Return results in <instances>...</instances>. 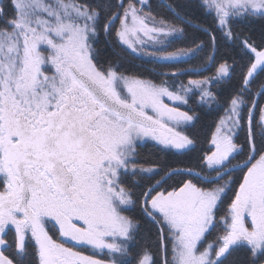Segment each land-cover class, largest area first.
Here are the masks:
<instances>
[{
  "label": "snow or ice",
  "instance_id": "snow-or-ice-1",
  "mask_svg": "<svg viewBox=\"0 0 264 264\" xmlns=\"http://www.w3.org/2000/svg\"><path fill=\"white\" fill-rule=\"evenodd\" d=\"M157 6L0 0V264H264V0Z\"/></svg>",
  "mask_w": 264,
  "mask_h": 264
},
{
  "label": "trees",
  "instance_id": "trees-1",
  "mask_svg": "<svg viewBox=\"0 0 264 264\" xmlns=\"http://www.w3.org/2000/svg\"><path fill=\"white\" fill-rule=\"evenodd\" d=\"M150 2L152 3V10H153L154 13H156L157 15H164L165 14L164 11H163V9H161L160 7L157 6L158 3H159V0H150ZM163 2L164 3H167V0H163ZM186 44H187V41H183V42H180V43L174 45V48H176V47H183ZM198 63H199V61L198 60H195V61L192 62V65H185V67H191L193 65H197ZM210 74L211 73H205V75H210ZM192 78H195V77H192ZM210 123H211V120L210 119H207L205 121V124H210ZM200 131L203 134L204 132L207 131V128H203Z\"/></svg>",
  "mask_w": 264,
  "mask_h": 264
}]
</instances>
